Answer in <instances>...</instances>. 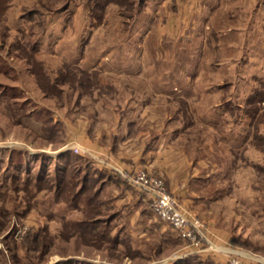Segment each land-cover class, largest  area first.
Here are the masks:
<instances>
[{
	"label": "rangeland",
	"instance_id": "obj_1",
	"mask_svg": "<svg viewBox=\"0 0 264 264\" xmlns=\"http://www.w3.org/2000/svg\"><path fill=\"white\" fill-rule=\"evenodd\" d=\"M118 1L0 0V264H212L91 154L61 159L176 127L193 212L264 254V0L230 5L221 39L154 31L143 56Z\"/></svg>",
	"mask_w": 264,
	"mask_h": 264
},
{
	"label": "crops",
	"instance_id": "obj_2",
	"mask_svg": "<svg viewBox=\"0 0 264 264\" xmlns=\"http://www.w3.org/2000/svg\"><path fill=\"white\" fill-rule=\"evenodd\" d=\"M115 1H117V4L114 5L119 7L118 3L120 1L114 0V2ZM245 1L246 0H130V3L135 6L138 5L139 9L130 15L125 13L124 17H134V21L139 22V26L140 24L142 25L141 27L138 26L140 31H136V34H139L141 38L140 41H138L139 45H131L130 52L136 55L142 54V56L151 52V47L147 44V40L151 38V34L154 33V31H156V34L161 38L165 36L166 38L183 39L184 36H188L189 33H194L196 36L198 34V36L205 38H224V36L228 35L227 33L236 30V27L230 24V12L232 11L230 10V5L240 6L241 2L245 4ZM216 45L219 46V43ZM123 49L125 50L124 47ZM152 51L155 53L158 52L156 49ZM135 61L140 64V57L135 58ZM149 65L150 63L148 61L146 66L142 67L139 65L138 68L148 69ZM164 96H166L167 99L171 98L169 94ZM156 97L161 98V96ZM150 108L151 107L147 105L146 110ZM136 124L138 123L136 122ZM147 124L148 132L153 135L157 128L152 123ZM177 128L179 127L170 130L167 138H165L166 135L163 133L158 132L159 134L157 135V130L154 137L150 139L149 143H145V145L130 140L128 142L129 146H124L117 150L118 153L114 152L113 154L115 155L117 163L123 168L131 169L135 166H145L155 174L164 175L167 179L169 189L174 194L178 195L184 204L191 208L193 202L190 190L194 189L193 187L196 186L195 182L192 181V177L199 176V174L194 173L191 175L190 169H188L189 163L184 161V157H182L183 154L180 153V150L177 151L179 154L177 156L175 155V150L177 149L173 141H175L174 137H178L177 134L180 131H178ZM151 129L154 130V133H151ZM126 132L127 136H129V131ZM87 146L86 148L97 153L103 154L106 153L107 150V148L102 145L95 146V144L89 143ZM125 181L128 185L127 180ZM128 186L130 187V185ZM134 189L135 194H133L136 196V199H139L140 196L141 199H145L140 191L136 188ZM133 194L129 191L126 193L127 197L129 195L134 198L135 196ZM120 197H122V195ZM209 224L212 231L216 233L214 239L219 245L239 250L250 261L257 264H264V254L262 252L248 250L244 248L243 245L240 246L239 242L234 241L232 230L229 228H221V226L219 227L217 223L211 220H209ZM201 255L203 258L208 257L212 264H226L228 259V253L225 251H217L214 253L201 252Z\"/></svg>",
	"mask_w": 264,
	"mask_h": 264
},
{
	"label": "built area",
	"instance_id": "obj_3",
	"mask_svg": "<svg viewBox=\"0 0 264 264\" xmlns=\"http://www.w3.org/2000/svg\"><path fill=\"white\" fill-rule=\"evenodd\" d=\"M78 154H91L104 168L120 174L128 184L140 191L149 201L158 218L165 221L172 230L197 252L225 251L228 253L226 264H257L247 259L239 250L219 245L210 224L184 204L178 195L168 187L167 179L162 174H155L145 166L126 169L120 166L114 154H103L84 147L75 141L69 147Z\"/></svg>",
	"mask_w": 264,
	"mask_h": 264
},
{
	"label": "trees",
	"instance_id": "obj_4",
	"mask_svg": "<svg viewBox=\"0 0 264 264\" xmlns=\"http://www.w3.org/2000/svg\"><path fill=\"white\" fill-rule=\"evenodd\" d=\"M109 1H111V0H109ZM66 152H67V153H65V155L62 156L61 159L69 160V161L72 162V160H77L76 158H78V159H83V157H84L83 154H77V153H75L74 151H71L70 149H69V150H66ZM102 173H104L103 176L107 174L106 176L110 177V176H109L110 174H108L107 172H103V171H102ZM119 175H120V174H119ZM120 177H121V179H122V176H120ZM122 180H123V179H122ZM125 182H126V181H125Z\"/></svg>",
	"mask_w": 264,
	"mask_h": 264
}]
</instances>
